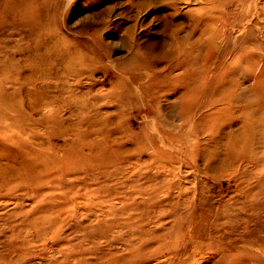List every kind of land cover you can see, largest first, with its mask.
I'll return each mask as SVG.
<instances>
[{"label": "rangeland", "instance_id": "rangeland-1", "mask_svg": "<svg viewBox=\"0 0 264 264\" xmlns=\"http://www.w3.org/2000/svg\"><path fill=\"white\" fill-rule=\"evenodd\" d=\"M0 264H264V0H0Z\"/></svg>", "mask_w": 264, "mask_h": 264}]
</instances>
